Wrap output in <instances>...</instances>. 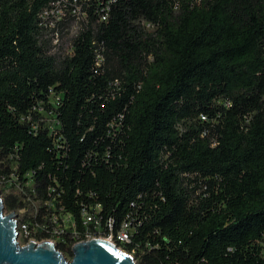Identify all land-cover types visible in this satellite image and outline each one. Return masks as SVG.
I'll return each mask as SVG.
<instances>
[{
    "label": "trees",
    "instance_id": "1",
    "mask_svg": "<svg viewBox=\"0 0 264 264\" xmlns=\"http://www.w3.org/2000/svg\"><path fill=\"white\" fill-rule=\"evenodd\" d=\"M54 1L0 0V158L39 208L82 233L98 204L136 264H264V0H88L63 55L37 17Z\"/></svg>",
    "mask_w": 264,
    "mask_h": 264
},
{
    "label": "built area",
    "instance_id": "2",
    "mask_svg": "<svg viewBox=\"0 0 264 264\" xmlns=\"http://www.w3.org/2000/svg\"><path fill=\"white\" fill-rule=\"evenodd\" d=\"M88 0H56L50 2L38 12L39 26L46 29L50 34L53 43L57 42L58 27L67 20L84 18L85 11L83 5L87 4ZM99 5V1H95ZM100 20H105V14L100 16ZM96 64L102 60L100 54L96 55ZM35 195V190L32 185L31 173L29 171L18 172L15 154L7 152L0 158V197H14L28 206L12 209L10 212L16 214L17 233L28 238V241L52 242L56 246L57 243H63L72 248L76 243L85 241L91 238H97L101 233V218L97 213L99 205L94 206L93 211L84 208L81 212V224L83 231L80 233L76 228L72 217L65 213L62 206H58L57 217L54 213H47L42 211L40 207L50 205L49 200H44L42 204H37L32 196ZM59 197L60 192H56ZM22 211V212H17ZM8 213V212H7ZM66 225L69 228H66ZM110 228V223H108ZM128 223L124 221L121 228L117 231L115 237L120 242L128 241V234L130 233ZM39 233H44L45 238H38ZM67 234V236H66ZM114 242L111 233L107 236ZM115 244V242H114ZM61 252V251H60Z\"/></svg>",
    "mask_w": 264,
    "mask_h": 264
},
{
    "label": "water",
    "instance_id": "3",
    "mask_svg": "<svg viewBox=\"0 0 264 264\" xmlns=\"http://www.w3.org/2000/svg\"><path fill=\"white\" fill-rule=\"evenodd\" d=\"M14 212H4L0 197V264H136L133 257L100 238L76 243L66 260L52 242L19 245Z\"/></svg>",
    "mask_w": 264,
    "mask_h": 264
},
{
    "label": "rangeland",
    "instance_id": "4",
    "mask_svg": "<svg viewBox=\"0 0 264 264\" xmlns=\"http://www.w3.org/2000/svg\"><path fill=\"white\" fill-rule=\"evenodd\" d=\"M82 20H83L82 18L67 20V21L63 22L61 25H59V27H58V38H57L56 43H53L50 34H46L45 37L48 40V42H47L48 43V49H49L48 51L50 53L57 54V55H63V54L71 52L72 39L77 34L80 27L82 26ZM58 97H59V95L52 92L49 95L48 102L53 107V109L46 110L44 108H40L38 110L44 126H46L48 131L51 133H53L58 128V122L56 120V115L54 112V107L56 106V101H57ZM8 212H10V211H8ZM17 212L20 213L22 211H17ZM5 213H7V212L5 211ZM66 228H69V226L66 225ZM97 238L108 240L109 243L115 245L118 249L127 253V251H125L122 247L114 244V242L111 240V238L104 237L102 235H99ZM17 240H18L19 245H24L28 242L29 239L27 237L24 238L23 236H21L19 234V236L17 237ZM61 254L63 255V257L66 260H70L71 256H69L67 253L61 252ZM128 254H130V253H128Z\"/></svg>",
    "mask_w": 264,
    "mask_h": 264
},
{
    "label": "bare ground",
    "instance_id": "5",
    "mask_svg": "<svg viewBox=\"0 0 264 264\" xmlns=\"http://www.w3.org/2000/svg\"><path fill=\"white\" fill-rule=\"evenodd\" d=\"M103 240H104V239H103ZM104 241L108 242V240H104Z\"/></svg>",
    "mask_w": 264,
    "mask_h": 264
}]
</instances>
